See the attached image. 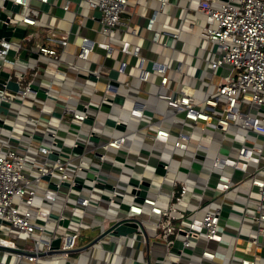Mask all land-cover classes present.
<instances>
[{"label":"built area","instance_id":"built-area-1","mask_svg":"<svg viewBox=\"0 0 264 264\" xmlns=\"http://www.w3.org/2000/svg\"><path fill=\"white\" fill-rule=\"evenodd\" d=\"M4 1L0 0V10L6 13L5 17H0V26L4 23L12 29L20 27L25 31L21 37L0 36V72L7 74L6 76L0 74V78L5 81L11 79L18 84L17 90L8 88L5 82L0 84V118L20 129H8L0 125V248H3V252L8 248L19 249L15 250V255L19 259L25 258L28 261H36L39 257L47 259L54 256L68 257V250L78 246L79 226L67 228L68 225L65 226L62 222L67 218L63 214L67 208L66 198L69 193H73L69 187L63 185V182L68 181L73 184L75 178L83 180L87 178L92 186L83 187L86 190L85 194L83 196L77 194L79 196L75 202V205L83 207V210H80L81 216L89 219L93 228L94 226L106 228L109 223H114L122 217H136L147 235L145 237L139 225L137 231L131 233H138L143 243L148 241V237L162 241L166 254L163 259L169 264H257L258 260H264L261 253L264 247V0H213L215 4L211 0H199L196 10L205 15L207 22L201 36L214 46L213 56L209 60L210 67L215 69L225 66L228 68V73L216 83L212 82L211 76L203 77L202 80L207 85L214 84L215 92L208 97L199 98L195 94L197 88L185 82L170 93H156L173 108L174 113L182 114L183 118L199 125L202 130L225 131L230 126L236 127L234 137L239 141L236 153L215 155L211 163L210 171L216 176L211 189L222 198L221 204L212 210H203L200 197L190 213L179 207V202L188 191V183L185 179L173 181L168 201L162 205L155 196L148 195L142 202H135L132 195L121 191L120 184L111 181L118 175L102 171L105 160H110L107 148H119L124 142V135H106L99 144L93 146L89 144V136L92 135L93 129H90L84 137L76 133L71 147L80 143L83 145V152L67 151L68 156H62L59 149L62 146H57L56 143L61 142L63 145V142L56 129L48 128L47 131L39 134L41 139H36L35 129L29 130L24 127L27 121L20 119L19 109L17 111L13 109L16 112L13 118L8 117L10 107L3 105V102L20 101L18 103L22 105L31 94L36 95V91L32 90L29 84L37 83L35 82L37 73H32L34 78L27 80L24 78L26 67L20 59L28 48L21 44V40L37 35L47 27L45 24H39L40 7L31 0H11L13 4L18 5L17 11L7 9ZM48 1L40 0V3H48ZM127 1L87 0L90 7L100 12L99 31L103 35L109 36L122 23L121 13ZM158 2L159 7H162L165 0ZM62 8L68 9L67 2ZM154 20L155 14L152 13L148 17L146 28L151 29ZM31 26L36 27L35 34L28 30ZM156 38L157 33L154 34V39ZM59 42L65 45L67 40L61 39ZM95 45L105 50L110 48L107 40L94 41L82 36L77 56L86 57ZM136 49L132 52L138 55ZM120 50L128 53L129 42L123 41ZM143 59V57L139 58L138 79L146 82L151 72L155 71L160 74L159 85L164 86L167 82V63L152 60L151 66L144 68L141 64ZM126 65L125 59L120 60L117 70L121 73L125 72ZM179 68L180 66L177 65L176 69ZM43 89L49 96L50 88ZM9 93H15L18 99ZM35 104L36 102L32 101L31 107L33 108ZM218 105L221 107L217 110ZM41 109L43 110L40 108V111ZM69 111L72 115L68 119L81 127L87 114L66 106L61 114L64 116ZM138 115H142L141 111ZM59 118L63 119L61 115ZM45 133L49 136H44ZM250 133L259 134L261 139H249ZM153 138L167 142L169 132L157 127ZM188 138L186 133L180 131L172 141V146L187 150ZM43 140H46L48 145H44ZM54 152L56 157L50 158L49 154ZM96 152H99L100 157L95 156ZM85 154L89 155V161L82 160L81 157ZM75 158L76 161H73ZM163 166L164 169L167 168L166 163ZM87 172L92 173V176L88 177ZM46 174H49L48 179L43 177ZM108 180L115 188L108 199H102V191L98 189V192H95L96 188L93 185ZM243 181L250 186L249 191L244 195L245 205L248 204L249 192L252 188L256 189L259 201L254 204V209H246L243 212V217L253 220L255 229L252 235L240 243L241 237L238 233L231 235L226 231L227 216L223 213L225 211L223 199L230 190ZM50 183H54L56 187H50ZM118 193H121L123 199L129 203L128 210L118 207L115 201ZM58 198L63 200L57 210L54 204ZM101 200L106 201L105 210L99 212L101 218L96 223L94 213L98 211L96 208ZM43 201H46L50 207L44 208ZM113 206L117 208L113 209ZM54 210H57V216L53 218L51 213ZM57 225H62L63 229H59ZM227 234L233 239H227ZM129 235L127 233L118 237L125 239ZM56 237L60 238L59 245L57 248H51L50 242ZM109 237L116 236L109 235ZM102 239L88 248H94ZM38 242L43 244L41 250L36 247ZM111 243H109L111 245L109 251L115 253L113 248L115 241ZM28 244L31 245L29 249L26 248ZM120 244L122 245L121 241ZM231 244L232 252L228 257L229 262L226 263L225 250ZM248 245L250 251L246 252L245 248ZM49 249H53L54 252L47 253ZM24 250L27 252H23ZM142 264H152L149 254L143 257Z\"/></svg>","mask_w":264,"mask_h":264},{"label":"crops","instance_id":"crops-1","mask_svg":"<svg viewBox=\"0 0 264 264\" xmlns=\"http://www.w3.org/2000/svg\"><path fill=\"white\" fill-rule=\"evenodd\" d=\"M198 1L165 0L162 7H159L158 0H128L121 13L122 23L106 36L99 31V17L95 13L97 9L90 7L87 0H49L48 3L31 0L40 7L39 24H45L47 28L29 39L21 40V44L28 49L20 62L26 67L24 78H34L32 73H37L36 84L42 88H50V95L41 98L31 94L25 102L21 101L22 105L18 103L20 101L8 103V117L13 118L16 113L13 109H19L20 119L30 120V123H24V127L35 129V135L39 136V139L42 131H47L48 128L56 129L63 142L62 147H59L62 152L70 151L76 133L84 137L90 129L100 133L99 141L89 140V144L93 146L99 144L106 135H124V142L119 148H107L110 160H105L102 171L118 175L111 181L124 185L129 180L144 178L156 188V191H148L147 195L155 196L160 204L165 205L173 181L185 179L188 191L179 202V207L186 209V213L196 207L200 197L201 209L212 210L218 207L222 198L211 189L216 180V176L210 171L212 158L218 154L236 153L239 145L238 139L234 137L236 127L230 126L225 131L202 130L199 125L183 118L182 114L174 113L173 108L156 95L157 92L170 93L185 82L197 88L195 94L199 98L208 97L214 94L215 88L214 84L207 85L202 80L203 77L211 76L212 82L216 83L228 73L225 66L215 69L210 67L209 60L213 56L214 46L201 36L207 22L205 15L196 10ZM65 2L68 5L66 10L62 8ZM211 2L215 4L213 0ZM152 13L155 14V20L152 28L148 29L146 23ZM35 29V26L28 28L34 34ZM82 36L94 41L107 40L110 48L105 50L95 45L86 57H78ZM61 39L67 40L65 45L59 42ZM123 41L129 42L128 53L120 50ZM135 48L138 55L132 52ZM140 57L144 58L141 63L144 68L150 67L152 60L167 63V82L164 86L159 85L160 74L155 71L151 72L146 82L138 79ZM123 59L127 61V65L125 72L121 73L117 66ZM177 65L180 66L179 70L176 69ZM5 67L9 69L8 66ZM115 97H119L120 101L115 100ZM32 101L36 102L33 108ZM78 104L83 108H79ZM65 106L83 111L94 118L92 122L83 120L82 126L79 127L68 119L72 115L71 111L64 116L61 114ZM220 107L221 105H218L217 110ZM40 108L43 110L40 111ZM139 111L141 116L138 115ZM118 125H123V128L117 127ZM157 127L168 130L167 142L153 138ZM180 131L189 136L187 150L172 146V141ZM248 137L251 140L261 139V136L255 133H250ZM198 143L201 145L198 146ZM159 160L167 164L163 174L155 171ZM249 188V184L243 181L223 199L224 213L227 216L226 231L231 235L238 233L241 237L240 243L252 235L255 229L253 220L243 217V212L246 209H254V204L259 201L256 189L252 188L248 204L245 205L244 195ZM78 196L69 193L65 202L67 208L63 211L67 216V224H64L68 225L67 228L79 226L78 246L68 250V257H39L36 261H28L25 258L19 259L10 248L5 249V252L0 248V264H124V261L127 264H142V259L147 254L152 264H169L163 259L166 255L163 242L148 237V241L143 243L138 233H135V236L130 234L125 239L118 236L109 237V234H106L94 248L81 249V246L86 245L106 228H93L90 220L81 216L80 210H83V207L75 205ZM62 200L58 198L54 208L58 210ZM42 205L44 208L50 207L46 201H43ZM105 205L106 201L101 200L97 208L93 207L98 210L94 213L96 223L101 218L99 212L105 210ZM76 206L78 208H75ZM57 210L51 213L53 218L57 216ZM51 223L56 225L53 221ZM57 226L63 229L62 225ZM84 229L90 233L94 232L93 237L85 242ZM231 235L227 234V239H233ZM114 241L115 253H111L109 243ZM231 247L232 244L225 250L226 263L229 262L228 257L233 248ZM245 251H250V245ZM261 253L264 256V247ZM257 264H264V260H258Z\"/></svg>","mask_w":264,"mask_h":264},{"label":"water","instance_id":"water-1","mask_svg":"<svg viewBox=\"0 0 264 264\" xmlns=\"http://www.w3.org/2000/svg\"><path fill=\"white\" fill-rule=\"evenodd\" d=\"M4 6L7 9L13 10V11H17L18 9V5L17 4H13L11 0H5L4 1ZM96 16L99 17L100 12L97 10L96 12ZM5 11L0 10V17H5ZM25 29L24 28H20V27H15L14 29H12L10 26L5 25L4 23L0 26V36H5V38H8V36L13 35V36H17V37H21L24 33ZM0 74L6 76L7 74L5 72H0ZM3 82H5L6 86L12 90H17L18 89V84L17 82L9 79L7 81H5L3 78H0V84H2ZM29 87L32 90L36 91V95L41 97V98H46L47 95L45 93V90L40 87L38 84L36 83H30ZM115 100L120 101L119 97H115ZM79 108H83L81 106V104H78ZM93 116L91 115H87L84 118V121L86 122H92L93 120ZM0 125L5 127V128H12L14 130H20L18 127H13L10 123L5 122L2 118H0ZM117 127L119 128H123V125H118ZM100 134L98 131H94L92 135L89 136V140H94V141H99L100 138ZM44 136H49L46 133L44 134ZM57 146H62L61 142H57L56 143ZM70 151H73L75 153H82L83 152V145L82 144H77L75 146H72L70 148ZM60 154L62 156H68L67 152H60ZM96 157H100L99 152L95 153ZM50 158H55L56 157V153H50L49 154ZM82 160L84 161H89L90 157L89 155H82ZM164 163L163 161L159 160L157 162V165L155 167V171L157 173L163 174L165 169H164ZM87 176L91 177L92 173L87 172ZM45 179L49 178V174H46L43 176ZM63 185L65 187H69L70 191L75 193V194H80L81 191L83 190V187L86 188H91L92 184L91 181L89 179H82V178H75L74 179V183L70 184V182L68 181H64ZM50 187L55 188V184L54 183H50L49 184ZM96 189H100L101 192V197L102 199H108L109 195L111 194V191L115 188V186L113 185V183L108 180V181H104V182H98L95 183L93 185ZM119 188L121 189V191L130 194L133 196V200L135 202H142L143 198L147 195L148 191H156V188L152 187L150 182L146 179H138V180H129L126 182V184L124 185H120ZM81 196V195H80ZM116 199L115 201L118 204V207L123 209V210H128L129 208V203L127 201H125L123 199V196L121 193L116 194ZM224 213V212H223ZM225 214V213H224ZM64 224L66 223V220L62 221ZM137 225L140 226L141 231L143 232V234L146 237V231L145 229L141 226L139 220L136 217H129V218H125L122 217L119 220L115 221L114 223H112L110 226L106 227V229H104L102 232H100L98 235H96L95 237H93L86 245L81 246L80 248H86L89 247L90 245H92L93 243H95L97 240L103 238L106 234L109 235H114V236H120V235H126L127 233H131V232H136L137 231ZM59 241L60 238L56 237L53 240H51L50 242V247L51 248H57L59 245ZM36 247L38 250H41L43 247L42 242H38L36 244ZM11 250H19V249H14V248H10ZM23 252H27V251H23ZM54 252L53 249H49L47 251V253H52Z\"/></svg>","mask_w":264,"mask_h":264},{"label":"rangeland","instance_id":"rangeland-1","mask_svg":"<svg viewBox=\"0 0 264 264\" xmlns=\"http://www.w3.org/2000/svg\"><path fill=\"white\" fill-rule=\"evenodd\" d=\"M11 94L16 95L15 93H11ZM3 105L7 106L8 103L3 102ZM26 120H27L28 123H30V120L29 119H26ZM35 138L39 139V136L35 135ZM42 143L44 145H48V142L46 140H43ZM73 161H76V158L73 159ZM94 190H95V192H98V189H94ZM85 192H86V190L83 189L82 192H81V195H84ZM225 204L227 205L228 203L225 202ZM93 234H94V232L90 233V231L88 232L87 230L84 229L83 230V236H85V238H83V242H85L88 238L93 237ZM129 234H131L130 236H135V233H129ZM21 237H24V235H21ZM133 243H135V241H133ZM29 247H31V245L28 244L26 248L29 249ZM124 264H127V263H125V261H124Z\"/></svg>","mask_w":264,"mask_h":264}]
</instances>
